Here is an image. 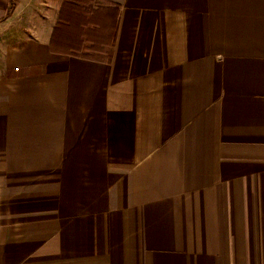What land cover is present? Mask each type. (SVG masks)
<instances>
[{"label": "crops", "instance_id": "1", "mask_svg": "<svg viewBox=\"0 0 264 264\" xmlns=\"http://www.w3.org/2000/svg\"><path fill=\"white\" fill-rule=\"evenodd\" d=\"M8 1L0 264H264V0H92L104 59Z\"/></svg>", "mask_w": 264, "mask_h": 264}, {"label": "trees", "instance_id": "2", "mask_svg": "<svg viewBox=\"0 0 264 264\" xmlns=\"http://www.w3.org/2000/svg\"><path fill=\"white\" fill-rule=\"evenodd\" d=\"M72 2H66L63 6V13L65 15L61 16L60 21L58 23L57 29L55 30V37L60 46L59 50L61 52H68L73 55H82L86 57L92 58H108L110 55V46L114 40V33L116 30V21H117V9L115 7L104 8L105 11H109L108 15L111 18V30L108 29L103 31L104 34H107L108 40L111 42L109 45V41L105 42V45L97 50L94 47V41L90 39V35L94 32L98 31L97 23L93 21V18H96L98 12L104 11V9H93L90 7H86L92 0H71ZM84 4V5H81ZM73 24L75 26V33H72ZM62 31H67L62 34ZM69 31V32H68ZM101 31V32H102ZM76 36V41L72 40V36L70 38V34ZM62 35V36H59ZM110 36V37H109ZM103 48H108L103 50ZM83 52V54H80ZM105 54L106 57H97L95 54Z\"/></svg>", "mask_w": 264, "mask_h": 264}, {"label": "rangeland", "instance_id": "3", "mask_svg": "<svg viewBox=\"0 0 264 264\" xmlns=\"http://www.w3.org/2000/svg\"><path fill=\"white\" fill-rule=\"evenodd\" d=\"M93 2L95 4L94 9H96V8L97 9H99V8H102V9L109 8V7L97 6L98 2L97 1H93ZM1 4H5L4 0H0V5ZM12 4H13L12 0H9L8 1V9H10L12 7ZM91 4H93V3L91 2ZM88 5H90V3ZM108 13H109V11L106 12L105 9H104V11L98 12L96 18H93V21L97 23L96 27H97L98 31H96L93 34H91L90 35V39H92L94 41L93 45H94L95 48H97V50H100V48H102L105 45V42L109 41L108 40L109 38L107 37V34L106 33L104 34V32H103V31H106L108 29L111 30V27H110L111 26V18L109 17L110 13H109V15H108ZM74 31H75V26L73 24V28H72V33L73 34L75 33ZM66 32L67 31H62V34L66 33ZM72 33L69 36H70V38L72 36V40L76 41V36L72 35ZM59 36H62V35H59ZM110 43L111 42L109 41V45H110ZM106 49H108V48H103V50H106ZM80 54H83V52H81ZM93 54H95V56H97V57H106L105 54H97V53H93Z\"/></svg>", "mask_w": 264, "mask_h": 264}]
</instances>
